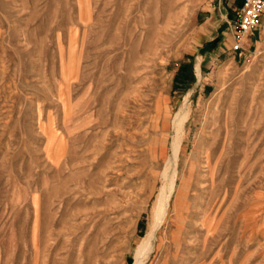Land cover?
Returning a JSON list of instances; mask_svg holds the SVG:
<instances>
[{"label": "rangeland", "instance_id": "rangeland-1", "mask_svg": "<svg viewBox=\"0 0 264 264\" xmlns=\"http://www.w3.org/2000/svg\"><path fill=\"white\" fill-rule=\"evenodd\" d=\"M226 3L0 0V264H133L188 93L143 264H264V49Z\"/></svg>", "mask_w": 264, "mask_h": 264}, {"label": "bare ground", "instance_id": "bare-ground-1", "mask_svg": "<svg viewBox=\"0 0 264 264\" xmlns=\"http://www.w3.org/2000/svg\"><path fill=\"white\" fill-rule=\"evenodd\" d=\"M196 75L199 79L201 77V72L199 67L196 65ZM189 93L187 94L185 100L183 101L181 108L175 113L173 117V129L175 132L173 141L171 142V153L167 156L164 169L162 170V185L157 193L156 200L153 204V208L156 210V214L153 216L152 223L147 230V233L143 238H141L134 250V262L133 264H143L148 258L155 240L156 231L161 222L165 219L171 194L174 190L175 177L177 176V163H178V148L180 141V133L185 124L188 116V105L187 99ZM207 160V159H206ZM157 239V238H156Z\"/></svg>", "mask_w": 264, "mask_h": 264}, {"label": "built area", "instance_id": "built-area-1", "mask_svg": "<svg viewBox=\"0 0 264 264\" xmlns=\"http://www.w3.org/2000/svg\"><path fill=\"white\" fill-rule=\"evenodd\" d=\"M264 16V0H241L228 23L232 30L233 49L238 55L243 53L244 38L255 30Z\"/></svg>", "mask_w": 264, "mask_h": 264}, {"label": "crops", "instance_id": "crops-1", "mask_svg": "<svg viewBox=\"0 0 264 264\" xmlns=\"http://www.w3.org/2000/svg\"><path fill=\"white\" fill-rule=\"evenodd\" d=\"M240 3H241V0H227L226 5L229 8V11L227 12V14H229L231 18L234 14L235 9L240 5ZM229 41L231 42L230 37H229ZM244 46L245 48L249 50L264 49V16L261 18L260 25L255 30H253L249 35L245 37Z\"/></svg>", "mask_w": 264, "mask_h": 264}]
</instances>
